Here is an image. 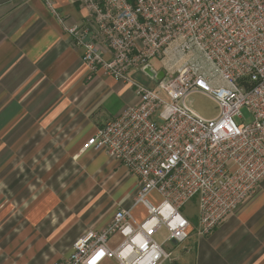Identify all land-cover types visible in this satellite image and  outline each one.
Wrapping results in <instances>:
<instances>
[{"label": "built area", "instance_id": "2783aa9c", "mask_svg": "<svg viewBox=\"0 0 264 264\" xmlns=\"http://www.w3.org/2000/svg\"><path fill=\"white\" fill-rule=\"evenodd\" d=\"M42 1L91 73L103 71L140 96L84 149L104 151L136 177L132 206L148 218L118 209L105 228L74 243L67 264H178L166 244L181 245L194 231L210 236L264 182V0H72L87 16L70 26L54 0ZM133 71L152 84L133 82ZM195 93L215 101L216 117L194 111ZM245 107L252 120L238 123ZM194 199L196 223L182 212ZM116 235L122 241L112 249Z\"/></svg>", "mask_w": 264, "mask_h": 264}, {"label": "crops", "instance_id": "0c3cea01", "mask_svg": "<svg viewBox=\"0 0 264 264\" xmlns=\"http://www.w3.org/2000/svg\"><path fill=\"white\" fill-rule=\"evenodd\" d=\"M54 3L66 25L85 22L77 3ZM82 54L42 0H0V264H67L78 239L133 207L136 177L84 146L140 96ZM190 237L193 264H264V182L210 236Z\"/></svg>", "mask_w": 264, "mask_h": 264}, {"label": "rangeland", "instance_id": "374dc122", "mask_svg": "<svg viewBox=\"0 0 264 264\" xmlns=\"http://www.w3.org/2000/svg\"><path fill=\"white\" fill-rule=\"evenodd\" d=\"M157 61H153V65L156 64ZM130 78L133 82L141 83V84H148L146 81L141 77L139 74L131 73ZM129 87L136 91L135 88L129 85ZM189 104H191L192 108L195 112H197L200 116L210 119L214 118L218 115L219 109L218 105L215 103V101L208 96L202 94V93H195L189 98ZM242 114L244 116L243 120L236 119L238 123L241 122H250L252 120L251 113L248 110V108H243ZM196 199L192 200L190 203H188L182 210L183 214L187 217H191L193 219V222L196 223V215L198 213L197 206H196ZM142 219L138 222H143L145 219L148 218V215L143 211L142 212ZM195 233V234H194ZM167 231L165 228L161 229L159 234L156 237V241L159 244H164V241L166 239ZM190 238L197 237L196 231L191 233ZM189 239V238H188ZM187 241V242H186ZM184 244L181 245H170L166 244L165 247L173 252V255L178 258V264H193L195 261V253L196 249L192 244V239L186 240Z\"/></svg>", "mask_w": 264, "mask_h": 264}, {"label": "water", "instance_id": "95a60500", "mask_svg": "<svg viewBox=\"0 0 264 264\" xmlns=\"http://www.w3.org/2000/svg\"><path fill=\"white\" fill-rule=\"evenodd\" d=\"M146 72H147L149 75L153 76V73H152V71H151L150 69H147ZM163 78H164V73H163V72H160V73L158 74V76H157V79H158V80H162Z\"/></svg>", "mask_w": 264, "mask_h": 264}, {"label": "snow or ice", "instance_id": "6c2138e0", "mask_svg": "<svg viewBox=\"0 0 264 264\" xmlns=\"http://www.w3.org/2000/svg\"><path fill=\"white\" fill-rule=\"evenodd\" d=\"M99 255H100V256H103V253L101 252Z\"/></svg>", "mask_w": 264, "mask_h": 264}]
</instances>
